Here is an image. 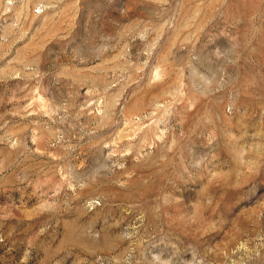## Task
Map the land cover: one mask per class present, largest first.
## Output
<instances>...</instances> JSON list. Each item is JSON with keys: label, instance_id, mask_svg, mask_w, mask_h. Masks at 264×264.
I'll return each instance as SVG.
<instances>
[{"label": "rangeland", "instance_id": "obj_1", "mask_svg": "<svg viewBox=\"0 0 264 264\" xmlns=\"http://www.w3.org/2000/svg\"><path fill=\"white\" fill-rule=\"evenodd\" d=\"M0 264H264V0H0Z\"/></svg>", "mask_w": 264, "mask_h": 264}]
</instances>
